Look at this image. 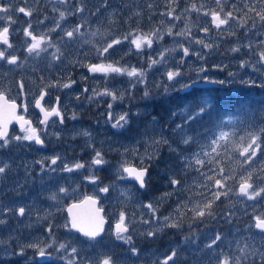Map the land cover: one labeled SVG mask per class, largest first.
I'll return each instance as SVG.
<instances>
[{
	"label": "rangeland",
	"instance_id": "374dc122",
	"mask_svg": "<svg viewBox=\"0 0 264 264\" xmlns=\"http://www.w3.org/2000/svg\"><path fill=\"white\" fill-rule=\"evenodd\" d=\"M249 3H257V0H248ZM195 3L198 7L205 5L201 13L196 11L186 12ZM0 4L5 7L11 6L18 9L23 6L33 11L31 17H25L22 13L12 11L7 14L0 13L5 19L0 21V26H7L8 15L16 21L10 26L9 41L13 45L8 49L9 53L20 58L19 65H8L0 61V91L4 92L9 99L19 100L22 103V111L33 120L34 126L43 129L39 125L40 116L34 109V101L42 88L46 85L59 82L61 85L69 81H75L71 88H46L48 93L47 104L53 105V100L58 95L60 97L59 108L63 115V124L55 118V123L51 121L47 126L48 135L44 136L45 146L40 147L27 141L17 142L12 139L8 147L0 148V162L7 163V172L0 176V209H16L20 206L26 208V214L18 217L14 212H0V219L6 223L0 224V264H68L71 258V247L78 249V257L74 264H87L88 259L96 258L100 253H114L118 264H160L173 248L178 250V257L175 264H217L213 259L214 255L220 253L240 255L239 248H247L250 253L242 264H264V235L255 229L253 216L264 213V199L249 201L246 198H238L234 194L221 197L215 205L216 218L207 220L204 223H194L189 226L185 222L180 229L168 228L159 232L155 238H148L146 233L159 225L155 223L149 210L143 205L152 203L158 208L157 216L169 215L175 209L177 202L187 200L192 196L194 200L200 199L196 192L204 191L197 188V183H203L200 173L196 168L200 167L195 163L188 169L184 168L182 157H191L193 153H201V146L204 151H211L210 144L214 133H218L222 127L225 131L234 133L233 139L239 141L241 136H246L250 132L260 133L264 129V63L258 62L260 46L258 41H264V27L258 18L255 20L256 27L253 28V20L244 16L245 0H224L226 11L233 10V6L240 9L235 14L247 20V24L241 28L239 20H233L227 31L220 32L212 28L210 33L205 34L200 31L206 20L202 12L209 8H216L213 0H173L171 7L175 8V15L181 19L172 21L167 16H162L169 10L168 0H66L59 3L58 0H0ZM152 5L149 8V5ZM77 8H83L82 12H77ZM66 13L65 20L61 21L62 29L51 33L53 42L57 44L63 53L59 60H53L51 53L55 48H50L47 54H42L40 58H26L25 51L28 41L23 35V28L30 21L33 31L39 35L54 27L59 19V12ZM73 13L67 15V13ZM140 15L137 16L136 13ZM254 17V14H249ZM43 21V23H40ZM163 21V23H161ZM191 25L192 35L190 38L173 37L167 35V28L173 27V32L184 29L185 24ZM81 25L83 36L77 37L76 41L68 44L60 41L63 31ZM159 27L162 30L163 40L154 43L152 49L145 48L143 54H136L135 49L127 54L130 45L126 42L116 46L107 55V59L99 57L96 53V46L103 47L112 38L123 36L125 33L139 28L144 32H150ZM99 30L100 35L93 37L91 34ZM235 32V35L230 33ZM247 33V36H246ZM196 39H203L205 43L213 45L210 49H205L202 45L195 43ZM181 41L185 47H189L191 52H196L203 56L198 59L197 55L190 52L188 57H184L186 63L179 65V59L183 56V51L175 41ZM85 41H90L85 43ZM191 41V43H190ZM251 41L253 51L249 52L246 45ZM244 45L240 52H233L231 49ZM177 47L175 52L165 53L167 64L156 65L146 75V84H139L133 89L134 98L126 97L122 102L117 101L113 105V112L116 115L124 111L139 113L131 115L129 125L124 129H113L110 123H105L107 118V104L111 102L110 97H98L94 102H89L88 97L92 95V90L101 91L105 87L110 89H128L129 78L127 76H116L114 79H106L103 73H89L88 64L109 63L120 61L124 66H135L137 68H147L149 56L159 59V53L164 49ZM0 48H7L0 45ZM241 61H248L246 67L241 68ZM79 62V63H76ZM179 67L184 73L180 78L181 82H187L189 77L195 78L200 68L206 69L200 72L202 77L207 75L211 79L224 80L225 84L219 85L218 90L207 89L203 95L210 97L214 101L217 94L221 100L232 103L230 95L241 93V89L250 88L256 92L253 100H257L254 105H238L234 109H229L222 113L216 112V108L210 116L192 125L195 131L190 135L196 137L191 145H184L180 142L179 136H174L171 129L176 124L182 122L180 115L173 116V112H178L183 108L185 102L179 108H173L171 112L163 117L150 114L154 101L170 97L174 101L178 98L179 91L173 90L168 96L163 95V85L167 84L165 71L167 68ZM229 73L234 75L229 76ZM43 78V79H42ZM247 81L248 83H245ZM23 84V90L20 85ZM157 84L161 87L157 88ZM152 91L154 99L152 106L150 100L142 99L145 87ZM87 87L89 91L84 92ZM179 88V84L175 85ZM79 97V99L77 98ZM169 105V101H165ZM23 105H27L24 111ZM230 105V104H229ZM161 106L159 107V109ZM152 113V112H151ZM73 115L76 116L73 119ZM152 117L158 120V128L163 127L172 146L177 148V152H170L167 145L160 148V155L151 162L150 166L154 172L149 171L147 187L139 189L135 182L124 181L117 178V170L123 159L133 158L124 156V148L136 147L143 153L149 146L148 137L152 135ZM231 120V123L229 122ZM220 125V127H217ZM90 133V138L83 136V131ZM56 133L59 134L57 138ZM23 135L19 128L12 129L10 137ZM139 142V143H138ZM264 146V145H262ZM95 150L101 151L107 163L100 166H92V158ZM224 149L221 152L224 153ZM59 155L61 160L54 165L55 172H41L40 164L36 161L44 159L45 165L49 163L45 157ZM215 156V154H212ZM234 156L235 159H229ZM169 159H173L171 162ZM226 169H235L237 175H246L247 171H253L255 177H264V154L258 153V158L249 162L241 168L236 161L243 158L238 153L230 150L219 157ZM83 163L85 167L73 172L62 171L65 163L70 166L75 163ZM134 163H139L134 160ZM157 162L166 164L160 166ZM2 166V164H0ZM209 167L215 165L206 164L201 171H208ZM91 175L98 178V182L93 184L86 179ZM162 176V177H161ZM175 177L181 181V189L190 191H174L170 178ZM234 189L238 188L237 181H228ZM257 187L264 185V179L255 181ZM105 185H112L108 193H100L99 188ZM66 188L67 194L59 193V188ZM58 193V200L48 199L52 193ZM121 192H127L128 197L122 196ZM172 192L170 197L160 200L165 193ZM85 195H91L99 199V206L105 210V216L109 220L104 235L97 241L85 243L84 238L74 230L65 228L69 218L65 211L68 204L81 200ZM124 210L132 224V235L134 244L139 250L137 256L127 254L128 248L122 242L115 240L112 235L113 224L118 219L119 212ZM51 215H48V214ZM231 213L230 216L226 214ZM47 215V219H38ZM142 220H153L152 223L144 224ZM53 225L52 235H49L48 225ZM219 233L222 240L212 249L205 246ZM189 237V240H185ZM52 243L53 247L48 249L52 253L51 257L38 259L34 257L32 249L26 250L24 257L9 256L4 253L18 251L19 246L31 243L35 240ZM59 243L69 245L66 251L56 252ZM32 258L29 260L28 258Z\"/></svg>",
	"mask_w": 264,
	"mask_h": 264
},
{
	"label": "snow or ice",
	"instance_id": "6c2138e0",
	"mask_svg": "<svg viewBox=\"0 0 264 264\" xmlns=\"http://www.w3.org/2000/svg\"><path fill=\"white\" fill-rule=\"evenodd\" d=\"M59 3H65L66 0H58ZM216 8H209L202 12L205 17H210V20H206L205 24L200 31L205 34L210 33L212 28H215L217 31L224 32L227 31L230 27V24L233 20L240 21V27L243 28L247 24V20L243 17L237 16L235 13L239 12L240 9L236 6H233V10L226 11L224 7V0H213ZM259 4V10H257V3H249L248 0H245V8L244 16L248 17V19L253 20V28L256 27L255 20L258 18L261 27H264V0H257ZM173 0H168L169 10L161 13L162 16H167L170 20L175 21L181 19L180 16L175 15V8L171 7ZM152 5H149L151 8ZM205 8L204 4H201L199 7L193 3L189 9H186V12L196 11L197 13H201L202 9ZM12 11H17L18 13H22L25 17H31L33 15V11L30 9H26L21 6L18 9H14L11 6L5 7L3 4H0V13H9ZM77 12H82L83 8H77ZM254 14L250 16L249 14ZM73 13L69 12L67 15H72ZM137 16L140 15L139 12L136 13ZM66 13L64 11L59 12V19L55 22L54 27L49 29L46 33L41 32L37 35L33 31V26L30 21L27 22V26L23 28V35L28 39L26 46V58H40L42 54H47L50 48H55L56 51L51 53L53 60H59L63 53L61 52L59 46L53 42L51 37V33L56 32L58 29H62L61 21L65 20ZM4 16H0V21L4 20ZM7 26H0V45H6L7 48H0V61L6 62L8 65H19L20 58L17 55H13L9 53L8 49H11L13 45L9 41L10 35V26L16 21L13 19L11 15L6 17ZM43 23V21H40ZM163 23V21H161ZM81 25H76L74 28L64 30L63 36L60 37V41L65 42V38H67L66 42L71 44L76 41L77 37L83 36L81 32ZM99 30L93 32L91 35L93 37L97 36ZM104 35V34H100ZM167 35L173 37H183L190 38L192 35L191 25L185 24L183 30L179 32H173V27L167 28ZM230 35H235V32L230 33ZM247 36V33H246ZM162 30L157 27L151 30L150 32H144L142 29L136 28L130 32L125 33L123 36L112 38L110 42H106L103 47L96 46V53L99 57L103 59H107V55L110 53V50H113L116 46L128 43L130 45L129 51L127 54L132 53V50L135 49L136 54H143L145 48L152 49L154 43H158L163 40ZM90 41H85V43H89ZM176 45L182 49L183 56L179 59V65H184L186 61L184 57H188L190 55V48L185 47L183 43L179 40L175 41ZM191 43V41H190ZM195 43L198 45H202L205 49H210L213 47L210 43H205L203 39H196ZM260 46V51L258 53H254L258 55V62L264 63V41L257 42ZM244 45H240L237 47H233L231 51L240 52ZM249 52L253 51V44L251 41L246 45ZM177 47H173L171 49H164L159 53V59H155L152 56H149L148 66L147 68H137L135 66H122L120 61H114L109 63H98V64H88L87 71L89 73H103L106 79H114L116 76H127L129 78V88L124 90L119 89H110L105 87L101 91L92 90V95L88 97L89 102H94L98 97H110L111 102L107 104V118L105 123H110L113 129H124L129 125L130 116L131 115H139V113H130L128 111H124L119 115H116L113 112V105L117 101H123L126 97L134 98L133 89L139 84H146V75L152 70L156 65L164 66L167 64V56L165 53L175 52ZM193 55H197L198 59H203V56L199 55L196 52H191ZM79 63V62H76ZM248 61H241L240 67H246L248 65ZM206 69L200 68L197 72L195 78L189 77L187 82H181V77L184 73L179 69V67L167 68L165 71L167 84L163 85V95L168 96L173 90L184 92L187 96H190L192 99L185 102L182 109L178 112H173L172 115H180L182 122L180 124H176L174 128L171 129L174 136L178 135L179 140L184 145H191L195 142L196 137L190 135L189 133L195 131L192 128V125L201 121L204 116H210L212 111L214 110V101L207 96L198 95V89L196 85L203 81L204 83H212V84H220L223 85L226 83L224 80H216L211 79L207 75L200 76V72H205ZM234 75L233 73H229V76ZM43 79V78H42ZM75 81H69L61 85L59 82H54L46 85V88H71L72 84ZM245 83H248L245 81ZM179 84V88L176 89L175 85ZM161 85L157 84V88H160ZM21 90H23V84L20 85ZM46 88H42L39 94V97L35 99V107L40 110L42 114V119L39 120V125H43L44 128L40 129L37 126H33L32 122L25 118L23 115H17V103L14 100H9L5 93L0 91V148L8 147L11 140L15 139L17 142L27 141L30 143H34L37 146L44 147L45 139L44 136H47L49 133L47 131V126L50 123V118L59 117L60 123L63 124L64 118L59 108V97H57L56 106H51L50 108H46L43 106L42 101H44L45 96L48 95ZM191 91L189 92L188 90ZM89 89L87 87L84 88V92L87 93ZM79 99V97H77ZM142 99L151 100L154 99L152 91L145 87L143 92ZM24 111H27V105H23ZM76 118L75 115L72 117ZM15 120L19 126L23 135H16L15 137H10L9 135V124ZM53 124L55 121H51ZM231 123V120L229 121ZM158 120L156 117H152L151 122V131L152 135H148V131L146 130L144 135L148 137V144L153 149L149 152L147 149L145 152L141 153L138 148L132 147L124 148V152L122 155L131 156L133 159H123L118 170H117V178L119 180H133L136 184L139 185L140 189H144L147 187L148 178H149V167L152 161L157 159L160 155V148L164 145H167L170 152H177L178 149L172 146L169 138L166 135V130L163 127L158 128ZM220 127V125H217ZM85 137L90 138V133L88 131H83L81 133ZM57 138H59V134L56 133ZM234 133L230 131H225L223 128H220L218 133H214L210 144L207 147H210L211 151H204L205 146H201L202 155L206 157L207 160L201 158V153H193L191 157L184 156L182 160L184 161V168L188 169L192 166L193 163L199 165L200 167L196 168V171L200 173V178L204 181L203 183H197V188L203 189L204 191L196 192L195 195L199 196L200 199L194 200L192 196H189L187 200H181L177 202L175 209L169 213L167 216L159 217L157 216L158 208L154 207L152 203H148L143 205V207L147 208L152 215L155 223L159 226L148 230L146 233H141V235H146L148 238H155L159 232L164 231L165 229H180L182 228L185 222L189 223L191 227L194 223H204L207 220L215 219V205L217 201L221 199V197H227L229 194H234L238 198H246L249 201H256L258 199H264V185L257 187L255 181L257 179H264V177H255L253 171H247L246 175H237L235 169H226L219 157L223 154H226L229 150L233 153H238L240 157L243 158L242 161H236L241 168L244 165L249 164V162H253L254 158H258V153L264 154V129L260 130V133L250 132L246 136H241L239 141H235L233 139ZM139 143V142H138ZM221 149H224V153L221 152ZM95 155L92 158V166H102L107 161H105L103 154L101 151L95 150ZM215 154L213 156L212 154ZM49 161L47 165H45L44 159L36 161V163L40 164L41 172H44L46 169L48 171L55 172L56 169L52 166L57 165L58 161L61 160L59 155H53L51 157H45ZM229 159H235L234 156H229ZM134 160H138L139 163H134ZM2 166H0V176L4 175L9 165L7 163L0 162ZM215 165V167H209L208 171H201L205 165ZM85 167L83 163H75L73 165H69L67 163L64 164L62 171L64 172H73L74 170L82 169ZM261 172H264V168L260 169ZM89 182L96 184L98 182V178L95 175H91L86 177ZM228 181H237L238 188L234 189L231 185H229ZM170 184L174 191L182 190V191H190V189H181V181L176 179L174 176L170 178ZM112 185H105L104 187L99 188L100 193H108ZM67 189L64 187L59 188V193L67 194ZM173 193H165L163 197L160 198L163 201L165 198L170 197ZM122 196L128 197L127 192H121ZM48 199L57 201L58 193L52 192ZM97 199L92 196L86 197L83 201L72 204L68 208L69 213V221L64 225L65 228L69 230H75L78 232L83 238L85 243H91L97 241L98 238L102 236L105 228L104 225L106 223L104 215L101 214V209L96 207ZM74 209H82V211H73ZM0 212L10 213L14 212L18 217H23L26 214V208L24 206H20L16 209L11 208H2ZM48 215H51L50 213ZM230 216L231 213L226 214ZM38 219H47V215L44 217H39ZM254 227L258 229L261 233H264V213H260L259 215L253 216ZM144 224L152 223L153 220H142ZM6 221L4 219H0V224H4ZM134 221H130L127 217V214L124 210H121L118 215V219L114 224V228L112 231V235L115 237V240L122 242L124 245H127L128 248L125 250L127 254L135 257L138 255L139 250L134 244L133 235H132V224ZM53 225L49 223L48 225V233L52 235ZM189 237H185V240H189ZM222 236L217 233L215 237L208 243L205 247L207 249H212L213 246L217 245L218 241H221ZM52 243L43 242L39 239L19 246L18 251L8 252L7 249H4V253L9 256H20L24 257L26 255L27 249H32L34 253V257L38 258H47L51 257L52 253L48 251V249L52 248ZM69 245L66 243H59L56 246V252L59 253L62 250L66 251ZM240 255L233 256L231 254L220 253L218 255H214L213 259L217 260V264H242V261L247 258L250 254L247 251V248H239L238 249ZM179 253L176 248H173L170 254H167L164 259L160 262V264H175L176 258ZM78 257V249L76 247H71V258L68 260V264H74L75 259ZM31 260L32 258H28ZM87 264H118L117 257L114 253L104 252L100 253L96 258L88 259ZM211 264V261H210Z\"/></svg>",
	"mask_w": 264,
	"mask_h": 264
},
{
	"label": "trees",
	"instance_id": "16d2710c",
	"mask_svg": "<svg viewBox=\"0 0 264 264\" xmlns=\"http://www.w3.org/2000/svg\"><path fill=\"white\" fill-rule=\"evenodd\" d=\"M198 91V95H203L202 92L207 90V89H203V88H197ZM214 90H218V88H215ZM191 90H189L190 92ZM256 92H252L250 88H246V89H241V93L240 94H236L233 95L231 94V100L232 103H230L229 101H224L221 100L220 95L217 94V99L215 101V105L214 107L216 108V112H218L219 110L222 113L227 112V110L229 109H234L236 106L238 107V105H245V104H249V105H254L256 104L257 100H253L255 97L254 95H256ZM192 98L190 96H187L185 93H179L178 94V98H176V100L174 101L173 99H171L170 97L167 98H163V99H157L154 101V106L152 107V113L150 112L151 116H159V117H163L167 114H169L171 112V110L173 108H179L182 106L183 102H186L188 100H191ZM168 100L169 101V105H166L165 101ZM151 106H152V100H150ZM230 104V105H229ZM161 106V108L159 109V107ZM173 159H169V161L171 162ZM157 164H159L160 166H166V164H163L161 162H157ZM149 171L151 173L154 172V169L152 168V166L149 167ZM162 177V176H161Z\"/></svg>",
	"mask_w": 264,
	"mask_h": 264
},
{
	"label": "water",
	"instance_id": "95a60500",
	"mask_svg": "<svg viewBox=\"0 0 264 264\" xmlns=\"http://www.w3.org/2000/svg\"><path fill=\"white\" fill-rule=\"evenodd\" d=\"M205 86H216V84H212V83H204L203 81H201L200 83H198L197 85H196V87H205ZM10 100V99H9ZM16 102V101H15ZM17 103V102H16ZM17 105H18V103H17ZM34 107H35V103H34ZM35 109L40 113V110L39 109H37L36 107H35ZM17 115H18V107H17ZM40 116H41V119H42V114L40 113ZM54 117H52V118H50V121L53 119ZM27 119V118H26ZM28 120H30V119H28ZM31 121V120H30ZM32 122V121H31ZM12 126H18V127H20L19 126V124L15 121V120H13L10 124H9V132H10V129H11V127ZM98 168L100 167V166H97ZM124 181H133V180H124ZM133 182H135V181H133ZM136 183V182H135ZM137 185V187L139 188V185L138 184H136ZM88 196H91V195H85L81 200H79V201H77V202H72V203H70V204H68L67 205V207H66V209H65V211H66V213H67V216H68V218H69V213H68V208L72 205V204H76V203H79V202H81V201H83L86 197H88ZM92 197H94V196H92ZM96 198V197H95ZM97 199V198H96ZM96 207H98V208H100L102 211H101V214L102 215H104V209L103 208H101V207H99V199H97V205H96ZM73 211H82V209H74ZM104 217H105V215H104ZM105 220H106V223H105V225H104V228L106 229V226H107V224H108V219L105 217ZM115 224V223H114ZM113 228H114V226H113ZM256 229V228H255ZM257 231H259L258 229H256ZM75 231V230H74ZM76 232V231H75ZM105 232V231H104ZM260 232V231H259ZM78 233V232H77ZM79 234V233H78ZM104 233H102V235H103ZM262 234H264V233H262ZM41 259V258H40ZM44 259V258H43Z\"/></svg>",
	"mask_w": 264,
	"mask_h": 264
},
{
	"label": "flooded vegetation",
	"instance_id": "af4514ba",
	"mask_svg": "<svg viewBox=\"0 0 264 264\" xmlns=\"http://www.w3.org/2000/svg\"><path fill=\"white\" fill-rule=\"evenodd\" d=\"M40 94V93H39ZM6 95V94H5ZM6 97L9 99V97L6 95ZM39 97V95L37 96V98ZM57 97H59L58 95L55 97V99L53 100V105L52 106H56V103H57ZM48 95H46L45 96V99H44V101H42V104H43V106L44 107H46V108H50L51 106H50V103H48L47 104V100H48ZM11 100V99H10ZM15 101V100H14ZM59 101H60V97H59ZM16 102L18 103V114L19 115H23V116H25V117H27V118H29L27 115H26V113H23V111H22V103L21 102H19V100L17 99L16 100ZM33 107H34V105H33ZM35 109V108H34ZM36 110V109H35ZM37 111V110H36ZM37 113H38V116H40V113L37 111ZM55 118H57L59 121H60V118L59 117H55ZM55 118H53V120L55 119ZM31 119V118H30ZM40 119H41V116H40ZM32 120V119H31ZM32 124H34L33 123V120H32ZM16 128H18L17 126H12L11 127V129H10V133H9V135L11 134V130L12 129H16ZM20 129V128H19Z\"/></svg>",
	"mask_w": 264,
	"mask_h": 264
}]
</instances>
